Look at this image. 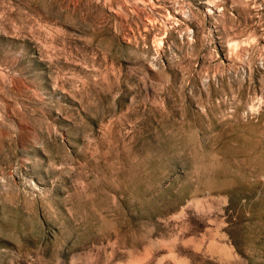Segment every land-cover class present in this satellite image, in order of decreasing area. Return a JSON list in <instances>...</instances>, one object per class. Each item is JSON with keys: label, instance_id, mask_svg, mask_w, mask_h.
I'll list each match as a JSON object with an SVG mask.
<instances>
[{"label": "rangeland", "instance_id": "obj_1", "mask_svg": "<svg viewBox=\"0 0 264 264\" xmlns=\"http://www.w3.org/2000/svg\"><path fill=\"white\" fill-rule=\"evenodd\" d=\"M0 264H264V0H0Z\"/></svg>", "mask_w": 264, "mask_h": 264}]
</instances>
